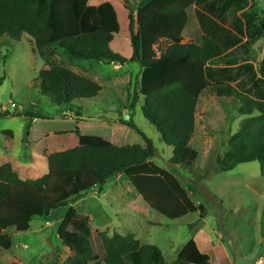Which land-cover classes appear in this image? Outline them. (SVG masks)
I'll use <instances>...</instances> for the list:
<instances>
[{
	"label": "trees",
	"instance_id": "trees-1",
	"mask_svg": "<svg viewBox=\"0 0 264 264\" xmlns=\"http://www.w3.org/2000/svg\"><path fill=\"white\" fill-rule=\"evenodd\" d=\"M264 0H139L125 4L130 12V59L109 43L102 14L89 0H0V37L21 41L26 34L37 49L56 45L71 58L123 65L138 61L142 67L140 93L143 115L172 147V166L192 167L198 151L190 145L195 132V112L201 94L239 101V115L246 116L230 138L229 149L216 161L215 172H226L242 163L258 161L264 175ZM5 76L0 79V85ZM42 95L63 105L101 95L103 86L64 65L39 70L33 83ZM137 95L134 97V102ZM25 116L23 141L30 121L45 115L35 111L0 110V117ZM140 143L116 144L101 135L75 133L78 145L52 152L48 172L22 179L11 163L0 166V247L10 249L7 230L27 231L34 216H45L68 205L82 194L74 180L85 167L97 177L99 191L107 181L124 174L142 199L170 218L199 212L177 176L152 158L157 150L143 131ZM7 137L13 131L3 130ZM45 151V150H44ZM45 153V152H44ZM58 236L73 254L64 264H210L194 239L178 257L167 262L155 244H141L131 234L97 231L88 216L70 206ZM0 264L2 261L0 260Z\"/></svg>",
	"mask_w": 264,
	"mask_h": 264
},
{
	"label": "rangeland",
	"instance_id": "rangeland-1",
	"mask_svg": "<svg viewBox=\"0 0 264 264\" xmlns=\"http://www.w3.org/2000/svg\"><path fill=\"white\" fill-rule=\"evenodd\" d=\"M89 3L101 11L111 48L130 59L133 53L130 12L125 0H90ZM53 64L64 65L99 82L103 86L101 95L63 105L53 103L33 86L39 70ZM141 73L138 61L129 60L123 65H115L107 61L71 58L56 45L37 49L26 34L19 42L8 36L0 37V79L5 76L0 85V110H31L45 115L30 121L25 142L22 140V157L29 155V148L37 152L46 150L48 141L54 144L51 146L53 150L71 148L74 142L69 138L77 137V127L83 134L101 135L119 145H145L137 129L130 125L134 123L153 141L157 153L152 160L174 173L196 204L206 206V220L200 219L199 212L170 218L163 211L150 207L124 174L109 179L101 192L97 177L90 167H85L73 177L82 194L79 198L52 210L47 217L35 216L27 231L7 230L14 245L11 249L0 247V259L4 264H64L73 252L64 246L57 231L70 206L75 207L80 215L90 218L93 238L97 231H108L109 235L131 234L141 244L160 247L167 262L178 257L193 228L191 222L202 226L215 242L218 239L215 235L222 232L233 264H253L264 255V207L258 194L264 188V175L260 163H242L230 172L214 170L216 161L228 151L230 138L246 118L239 115V101L204 91L196 107L195 132L190 141L198 151V158L190 168L172 166L169 163L172 147L163 141L161 134L142 113ZM135 95L137 100L134 102ZM12 103L22 109L12 107ZM26 121L25 117L0 122V128L7 125L16 133L12 155L21 144V134L24 137ZM46 133L47 140L41 142ZM3 135L7 136L0 132V161L12 164L14 155L4 157ZM12 167L16 169L13 164ZM227 178L239 183L229 184ZM224 255L223 260L220 257L221 262L230 264L227 254Z\"/></svg>",
	"mask_w": 264,
	"mask_h": 264
},
{
	"label": "crops",
	"instance_id": "crops-1",
	"mask_svg": "<svg viewBox=\"0 0 264 264\" xmlns=\"http://www.w3.org/2000/svg\"><path fill=\"white\" fill-rule=\"evenodd\" d=\"M89 2H90V0H89ZM76 72L78 73V71H76ZM8 118H10V119H8ZM15 118H24L25 119L24 116H21V117H0V122L4 123V122H6L8 120L15 119ZM35 120H37V119H35ZM22 125H24V122H22ZM2 126L0 128V132L1 133L3 132V130H8V129L13 131V137H7V136L3 135L4 136V141H5L4 142V144H5L4 150L6 151V155L4 157H6V156H8V157L10 156L11 157V156L14 155L12 157V159L14 158V162H12V164L14 165V167H16V169L14 168L15 170L18 169V171H19L18 174L20 175V177L22 179H35V178L41 177L42 175L47 173L48 170H49L48 169V157H47V155L52 153V152H56V151H60V150H64L65 149L64 148V149H59V150H53L51 146H54V144L50 143L48 141V143H47L48 145L46 147V150L43 149V150H41L42 152H40V151L37 152V151L32 150L31 148H29V151H28L29 155H27L25 157H22V153H23L24 150H23V142H22L23 134H21V136H20L21 144L19 145V147L17 145L16 149H14L15 151H13V153L15 152V154L12 155L11 154V150H13L12 149V143H13L12 141L14 140V137L16 136V133H15V131L12 128L7 127V125H2ZM47 135H48V133H46L45 136H42V137H44V139H42L41 142L47 140V138H48ZM52 135H54V133H52ZM77 137L76 138L75 137H70L69 138V140L72 143L74 142L71 147H75L76 145H78L79 138L77 139ZM8 153H10V154H8ZM2 164L3 163L0 161V166ZM239 165L236 166L234 169L239 167ZM234 169H232L230 171H233ZM226 172H228V171H226ZM228 181H229L228 182L229 184H238L239 183V182H232L230 179H228ZM234 181H238V180H234ZM219 189H220V187H218L217 190H219ZM225 191H227L226 188H225ZM189 194H190V192H189ZM191 194H193V193H191ZM258 194H259L260 199L263 200V207H264V188L260 189L258 191ZM187 216H189V215H187ZM205 217H206V215H205ZM205 217H201L200 219L201 220H206V219H204ZM191 224H192L193 228L189 231V238L186 239V243L190 239H194V241L196 242V245L199 248V250L202 253H206V254H208L210 256V258H211L210 264H226V263L221 262V258H220V257H222V260H223L224 256H225L224 254H227V258L231 262L229 254L226 251V246L224 244V237H223V233L222 232L219 231L218 232L219 234L215 235L218 238L217 242H215V241H213V239L211 237L212 235L209 234V232H207L202 226L197 225L194 222H191ZM30 227H31V224H30ZM263 231H264V228H263ZM186 243L184 244V246L186 245ZM64 246H66V245H64ZM66 247L69 248L68 246H66ZM2 264H4L3 261H2ZM230 264H233V263L231 262ZM253 264H264V255H261L258 258V260H256Z\"/></svg>",
	"mask_w": 264,
	"mask_h": 264
},
{
	"label": "clouds",
	"instance_id": "clouds-1",
	"mask_svg": "<svg viewBox=\"0 0 264 264\" xmlns=\"http://www.w3.org/2000/svg\"><path fill=\"white\" fill-rule=\"evenodd\" d=\"M129 2H131L133 5H136L137 4V2L139 1V0H135L134 2H132V1H130V0H128ZM129 11V10H128ZM14 104H16V103H14ZM12 107H15V108H19L20 110L22 109V107L21 106H18L17 104H16V106H13V103H12ZM24 112V111H23Z\"/></svg>",
	"mask_w": 264,
	"mask_h": 264
},
{
	"label": "built area",
	"instance_id": "built-area-1",
	"mask_svg": "<svg viewBox=\"0 0 264 264\" xmlns=\"http://www.w3.org/2000/svg\"><path fill=\"white\" fill-rule=\"evenodd\" d=\"M130 1L134 2L135 0H130ZM13 106H16V104L13 103Z\"/></svg>",
	"mask_w": 264,
	"mask_h": 264
}]
</instances>
